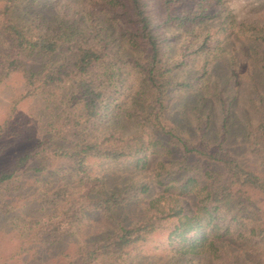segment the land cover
<instances>
[{"label":"trees","instance_id":"obj_1","mask_svg":"<svg viewBox=\"0 0 264 264\" xmlns=\"http://www.w3.org/2000/svg\"><path fill=\"white\" fill-rule=\"evenodd\" d=\"M186 1L4 0L0 6V28L10 41L0 81L22 72V97L45 95L56 106L65 102L59 89L71 90V110L50 136L53 147L43 148L46 157L41 161L46 168L52 155L71 160L82 188L66 184L46 193L45 203L66 206L56 218L39 220L28 229L32 242L62 245L86 212L112 215L150 191L149 183H132L106 193L103 177L89 172L90 158L140 160L147 149L164 152L162 138L171 145L168 153H182L160 161L155 179L164 189L152 203L153 212L135 224L77 241L65 264H137L141 248L149 244L170 256L168 264H264V172L248 167L221 145L188 142L166 120L170 90L203 87L209 70L205 63L202 72L189 79L177 77V71L187 67L192 56L216 54L223 42L218 32L200 26L221 0H195L189 9L183 8ZM174 26L184 29L176 59L168 47V28ZM230 29L264 43V24L232 21ZM116 36L124 38L133 54L123 56L126 49ZM31 56L41 59L39 67L27 65ZM254 62L264 71V57L256 55ZM131 74L140 89L124 106L125 89H133ZM122 113L138 131L122 129ZM210 117L199 123L203 132L211 125ZM246 138L264 159V116L248 125ZM33 157L19 156L0 172V191L20 170L31 168ZM172 193L194 194L196 209L178 201L164 208V198ZM11 207L6 203L0 210L9 213Z\"/></svg>","mask_w":264,"mask_h":264},{"label":"rangeland","instance_id":"obj_2","mask_svg":"<svg viewBox=\"0 0 264 264\" xmlns=\"http://www.w3.org/2000/svg\"><path fill=\"white\" fill-rule=\"evenodd\" d=\"M194 1L187 0L183 8L189 9ZM3 2L0 0V6ZM232 21L264 24V0H221L212 10V16L200 26L205 31L218 32L223 41L222 47L213 55L192 56L189 65L177 71V77L189 79L201 73L205 63L209 70L203 87L170 90L166 120L175 124L188 142L205 143L211 148L221 145L248 167L264 172V159L246 138L248 125L257 123L264 116V71L254 62L256 55L264 57V43L252 35L231 30ZM168 33L171 37L169 54L176 59L184 29L174 26L168 28ZM116 39L126 49L122 52L123 56L133 54L124 38L116 36ZM9 47L10 41L0 28V73L3 55L9 51ZM27 63L29 67H39L41 59L31 56ZM130 77L133 89H125L124 106L131 104L136 89H140L134 75ZM25 86L24 74L19 71L10 73L0 81V142L3 147L0 172L19 156L28 153L34 156L31 168L20 170L5 190L0 191V205L9 203L12 206L9 213L0 210V264H65L66 254L75 249L77 241L108 233L121 224H135L153 212L152 203L162 195L164 189L155 179L160 161L180 157L182 153L179 149H175V154L168 153L171 145L166 138H162L164 152L153 153L147 149L140 160L134 157L118 161L90 158L89 172L93 176L103 177L106 193L132 183H149L150 191L118 207L112 215L102 211L86 212L82 224L66 237L62 245L34 243L29 238L32 230L28 229L39 220L56 218L66 206L63 202L56 205L45 203L43 199L47 197L46 193L66 184L81 190L82 185L79 172L71 160L53 158L51 154L46 168H42L41 161L46 157L43 148L53 145L50 136L56 127L62 125L61 120L71 110V90L59 89L64 93L65 102L59 101L60 105L56 106L53 99L45 95L23 98ZM209 115L211 125L203 132L199 123L204 125ZM119 120L126 133L138 131V126L125 113L121 114ZM205 180L202 184L206 183ZM175 195H166L164 208L175 206L178 201L192 211L196 209L194 194ZM159 249H153L150 244L141 248L137 264H168L170 256L163 253L162 248Z\"/></svg>","mask_w":264,"mask_h":264}]
</instances>
